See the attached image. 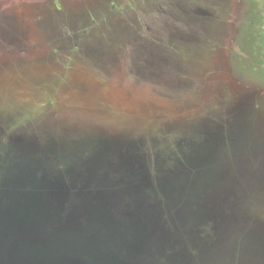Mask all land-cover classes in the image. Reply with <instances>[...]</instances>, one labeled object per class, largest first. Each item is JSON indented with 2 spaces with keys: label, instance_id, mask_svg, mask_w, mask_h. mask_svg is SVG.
Instances as JSON below:
<instances>
[{
  "label": "rangeland",
  "instance_id": "374dc122",
  "mask_svg": "<svg viewBox=\"0 0 264 264\" xmlns=\"http://www.w3.org/2000/svg\"><path fill=\"white\" fill-rule=\"evenodd\" d=\"M153 1L156 6L152 0H0V18L27 14L24 22L0 19L1 263L30 264L19 251L34 246L29 239L33 230L43 236V241L52 240L58 246L59 240H68L72 246L73 228L62 231L57 221L48 223L41 218L28 231L24 223L28 213L40 211L42 215L53 209L49 204L52 201L46 200L43 205L44 196L54 199L62 192L63 179L52 171H42V164L67 173L86 159L83 163L90 170L87 182L95 187L100 168L114 173L113 177L129 171L134 160L140 159L138 149L145 165L170 164L178 139H187L192 127L202 125L210 114H227L228 108L235 109L241 103L246 117L238 123L240 126L235 121L229 123L232 134L236 136L241 129L247 136L248 125L257 145L251 148L256 158L250 163L264 166V49L259 40L249 44V28L236 25L227 30V37H235L230 45L212 41L202 45L209 48L211 60L202 72L205 86L196 89L193 76L179 73L173 61L145 55L150 47L147 42L179 50L193 47L183 35L182 40L177 35L167 39L163 30L167 7L162 4L164 0ZM191 3L195 4L191 9L198 25L199 1ZM170 12V23H185L178 25L190 31V12L174 5ZM173 30L171 27L168 33ZM22 47L28 48L27 56H14ZM169 68L174 71H161ZM157 71L166 73V77ZM171 73L180 74L176 88L167 78ZM227 117L230 120V115ZM258 146L261 152L256 150ZM29 157L42 162L30 163L34 174L20 181L19 196L7 192L5 187L10 182L4 174L10 169L18 172ZM80 166L73 167L72 175L80 172ZM44 175L49 177L44 179ZM123 188L70 191L73 196L92 193L123 197ZM73 196L62 201L63 214L71 209ZM72 254H63L66 264H75ZM259 257H264V252ZM60 263L65 262L55 255L49 262ZM108 264L127 262L118 258Z\"/></svg>",
  "mask_w": 264,
  "mask_h": 264
},
{
  "label": "trees",
  "instance_id": "16d2710c",
  "mask_svg": "<svg viewBox=\"0 0 264 264\" xmlns=\"http://www.w3.org/2000/svg\"><path fill=\"white\" fill-rule=\"evenodd\" d=\"M244 117L241 103L228 108L227 114H210L202 125L193 127L187 139L175 142L170 164L142 162L114 177L100 168L95 187L87 178L76 183L66 179L69 190H125L123 197L108 195L115 198L110 201L114 205L102 199L85 201L83 230L75 228L80 236L79 261L101 255L100 247L118 240L126 230L127 242L116 244L113 250L120 256L128 255L129 242L151 236L153 243L141 256L152 257L158 264H264V257H259L264 252V166L250 163L256 158L251 148L257 145L249 126L247 136L241 129L234 136L229 125L242 123ZM140 152L136 153L141 160ZM93 222L107 226L110 238H101Z\"/></svg>",
  "mask_w": 264,
  "mask_h": 264
},
{
  "label": "flooded vegetation",
  "instance_id": "af4514ba",
  "mask_svg": "<svg viewBox=\"0 0 264 264\" xmlns=\"http://www.w3.org/2000/svg\"><path fill=\"white\" fill-rule=\"evenodd\" d=\"M198 1H199V3H197L198 10L196 11L198 13V17L200 18L198 25L195 23V20H194L193 13L195 11L193 8L191 9V7L194 6L195 4L191 3V0H187V1L185 0H179V1L164 0L162 3L163 5L167 7L164 10V12H166V16H163L164 18L163 30L165 33L167 32V36H168L167 39L169 40L170 36L174 37L177 35L176 37L182 40L181 37L183 35V38L187 39L190 42L189 44L193 47H190V48L187 47V49L184 48V49L179 50L178 48L173 49L169 45L168 47L162 48V47H158V45H155V43L147 42V43H150V47L148 48L149 49L148 52H147L148 49L145 51V53L147 52L145 55H147L150 59L157 58V57L159 58L163 57L166 59V61H173L175 65L177 66V71H179V73L182 74L183 72L185 75L190 74V76H193V78L196 80V83H193L196 89L202 88L205 86V83L203 82V78L205 76L202 72L206 70L205 67L209 66L210 64L209 62L211 60V58H209V52H208L209 48L208 47L205 48L202 45L206 44V42L209 43L210 41H212L213 43L217 42L220 46L222 45L226 46L228 44L230 45L232 43V42L230 43V39H232V41L233 40L235 41V37H232V36L227 37V30L229 28L234 27L236 25L239 27L244 26V25L247 26L249 28V32L247 34V39L249 41V44L252 45L255 39L257 38V40H259L258 42H259L260 47L264 49L263 47L264 46V43H263L264 42L263 2L264 1L263 0H198ZM152 4H154L153 6H156L155 5L156 2H154L153 0H152ZM170 4L174 5L175 7H178L179 9L180 8L184 9L186 13L190 12V14L192 15V18L189 17V22H188V26H189L188 30L190 31L186 32L187 30L186 27L179 26L185 23H180V22L178 23L176 22L174 24L172 22L170 23L169 20H172L171 15H170L171 13ZM26 15L25 16L24 15H19V16L18 15H7L4 17L2 16L0 19L9 20V21L10 19H12V20H17L18 22H21V21L24 22V20L27 18ZM175 20L177 19L175 18ZM169 25H174V26H171V27H174V30L172 33H168V29H169V32L171 30V27L169 28ZM175 29L177 30L176 32H175ZM194 29H197L196 33H194L193 31ZM90 36H91V33H90ZM17 38L19 40H22L23 42L25 40L24 38H21L20 36H18ZM153 45L155 46V48H152ZM199 46H202V47L199 48ZM152 49H155V52H153ZM23 51L25 52L24 53L25 55L23 54ZM27 51H28V48L25 49L22 47V51H19L20 53L19 54L16 53L14 56H19V57L24 58L25 56H27ZM179 52H181V54H178ZM88 54L90 55V57H93V54L91 53H88ZM135 54H136L135 51H133L132 58H135L134 56ZM102 56H105V51L102 53ZM263 63H264L263 58H261V66L264 65ZM158 71H157L158 75H160L161 77L163 76L166 77V73L162 75L158 73ZM161 71L162 72L163 71L172 72L174 71V69L169 68V69H163ZM168 74H167V78H169L174 84L177 85V86H174V88L178 87L179 85L178 77L180 74H177V76H175V74L171 73L169 77H168ZM187 126L189 127L190 125H187ZM121 137H122V140L124 141L125 140L124 134H121ZM107 141H109V138L105 141V143L100 148L106 145L108 143ZM262 146L264 148V139H263ZM100 148H98V150ZM137 149L138 148L136 146V150ZM111 161H115V160H111ZM142 162L143 161H141L140 159H135L133 166H139ZM150 162H152V160ZM261 164H264V159L261 162ZM8 172L4 176L7 177L8 175L12 174L10 177L8 176L9 178L7 177L8 179L7 181H9L10 183L12 182L13 179H18V177L20 178L21 181L28 177L27 176L28 173L26 170L23 173L21 172V174H18V172H10V171Z\"/></svg>",
  "mask_w": 264,
  "mask_h": 264
},
{
  "label": "water",
  "instance_id": "95a60500",
  "mask_svg": "<svg viewBox=\"0 0 264 264\" xmlns=\"http://www.w3.org/2000/svg\"><path fill=\"white\" fill-rule=\"evenodd\" d=\"M96 152V151H95ZM93 152V154L95 153ZM92 154V155H93ZM91 157V156H90ZM89 157V158H90ZM36 160H39V158H31L29 157L27 159V162L25 164H23V167H20V170L18 171V174H21V172L23 173L25 170L27 171L28 175L29 173L34 174V170L35 168L32 166L33 164H30L32 162H35ZM86 160L83 159L80 162H77L74 166H78L81 164L80 166V172L78 173H73V167L72 166L69 170V172H63V171H57L53 169H47L42 166V171L44 169L48 170V171H52L54 173H56L60 178H62L63 180H61L63 182L62 185V192L56 196L54 199L48 198L47 196H44L42 198V202L44 205V201L48 200V201H52L51 203H49L51 205V207L53 208L50 211H45L42 215L40 211H38V213H28L27 215H25V225L27 227V230L29 231L35 224L36 221L41 219L44 221L46 220L48 223L49 222H54L53 220V216H55L58 219L56 220L58 222V226L60 227V229L62 231H67V229H71L73 228L75 230V228L81 229V231L83 230V227L81 226V222H82V216L83 213H85V201L89 200V199H102L105 200V203H109L111 200L115 199L112 198L110 196H108L107 194L105 195H96V194H92V193H87L86 195L83 196H73V193L69 190L68 185H64L66 179H69L71 182L75 180H73L72 178H76L77 180L82 179L81 176H84V178L88 179L89 176V172L90 170L87 168L86 164H82V162ZM41 161V160H39ZM42 162V161H41ZM85 167V168H84ZM10 172H15L13 170H9ZM83 171H86L85 174L83 173ZM9 173V172H8ZM6 174V173H5ZM4 174V175H5ZM9 176V175H8ZM49 177L48 175H44V179ZM20 178L18 177V179H13L11 183H9V186H6L5 188L8 189L7 192H12L14 193V195L19 196L22 193V189L20 187ZM9 182V181H7ZM73 182V183H74ZM76 183V182H75ZM74 183V184H75ZM74 185H72L71 187H73ZM73 196V204L70 210L67 211V213H65L64 218L62 219V217H59L63 214V210H62V206L63 203L62 201H64L65 199H70V197ZM33 197H29V199H32ZM54 201V202H53ZM10 201L7 200L6 203H8ZM111 204L114 205V203L110 202ZM55 206V207H54ZM37 215H39V217L37 218ZM94 228H93V227ZM92 228L97 232V234L101 237V238H110V233H109V229L107 228V226H102V224L99 223H95L93 222L92 224ZM85 228V227H84ZM43 233H46L45 231H43ZM126 233V230H125ZM125 233H121L122 235H118V240H110L108 243L106 242L103 246L100 247L102 254L101 255H89L90 260L88 261H79V258H77L76 256V247L78 246V242L80 240V236L76 233H74L72 235V239H73V243L72 246L69 245L68 240H66L64 243L59 240V244L57 246L56 242L53 245L52 244V240H45L43 241V236L40 235L37 231H31L29 233V239L31 241H33L34 246L32 248H27V249H21L19 252L21 253L22 256H25V260H28L30 262V264L36 262L37 264H49L50 259L53 258V256L55 255L56 257L59 256L60 258V262H65V263H60V264H66V261L63 260L64 255L68 257V255H70L71 253H73L72 255L75 258V264H108V261L110 259H118V258H122L124 261L127 262V264H158L157 262L153 261L155 260L154 258L151 257V259H147L142 257L141 255H143L144 253H148V248H146L149 243H153V241L151 240V236L148 237H144L142 239H138L136 241L133 242H129V245H132V247L127 251V256H120L119 251L118 252H114L113 250L115 249L114 247L118 248L116 246V244H120V243H125L127 242V234ZM62 235V234H61ZM65 235V234H64ZM122 236V240H120L119 238ZM39 240V241H37ZM88 245L91 247L92 242L91 241H87ZM23 245V243H19L18 245ZM70 249H71V253H70ZM72 249L74 250V252L72 251ZM105 251V252H104ZM105 253V254H104ZM64 254V255H63ZM93 256V257H92ZM92 259H94L92 261ZM92 261V262H91ZM155 262V263H154ZM0 264H5V262L0 261Z\"/></svg>",
  "mask_w": 264,
  "mask_h": 264
}]
</instances>
